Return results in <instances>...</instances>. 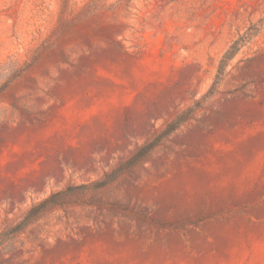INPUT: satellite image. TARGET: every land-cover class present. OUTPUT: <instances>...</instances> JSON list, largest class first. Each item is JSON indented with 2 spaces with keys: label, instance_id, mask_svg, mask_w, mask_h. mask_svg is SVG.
I'll return each mask as SVG.
<instances>
[{
  "label": "rangeland",
  "instance_id": "obj_1",
  "mask_svg": "<svg viewBox=\"0 0 264 264\" xmlns=\"http://www.w3.org/2000/svg\"><path fill=\"white\" fill-rule=\"evenodd\" d=\"M0 264H264V0H0Z\"/></svg>",
  "mask_w": 264,
  "mask_h": 264
},
{
  "label": "trees",
  "instance_id": "obj_2",
  "mask_svg": "<svg viewBox=\"0 0 264 264\" xmlns=\"http://www.w3.org/2000/svg\"><path fill=\"white\" fill-rule=\"evenodd\" d=\"M237 50V47H236V42H234L231 47L227 50V52L224 54V57L222 59V63H224L225 60L231 58L235 52ZM183 121L182 120H179L178 122H176L171 128L170 130L168 131L171 132L172 130H174L179 124H181ZM155 142H151V143H148L144 146H142L139 150L140 153L144 154L146 153L147 151H149L150 149H152L154 146H155ZM54 195L48 197L47 199L43 200L39 205H44L45 203H47ZM38 207V206H37Z\"/></svg>",
  "mask_w": 264,
  "mask_h": 264
}]
</instances>
